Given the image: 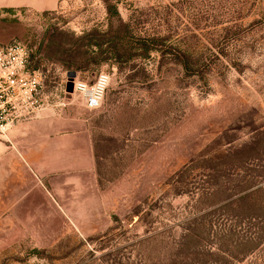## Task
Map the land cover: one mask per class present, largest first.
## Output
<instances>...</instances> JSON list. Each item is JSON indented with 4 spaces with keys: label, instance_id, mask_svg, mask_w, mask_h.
Listing matches in <instances>:
<instances>
[{
    "label": "rangeland",
    "instance_id": "rangeland-1",
    "mask_svg": "<svg viewBox=\"0 0 264 264\" xmlns=\"http://www.w3.org/2000/svg\"><path fill=\"white\" fill-rule=\"evenodd\" d=\"M6 2L38 109L0 129V264H264V0ZM102 72L101 107L68 96ZM47 111L87 120L93 173L23 160L12 129Z\"/></svg>",
    "mask_w": 264,
    "mask_h": 264
},
{
    "label": "crops",
    "instance_id": "crops-1",
    "mask_svg": "<svg viewBox=\"0 0 264 264\" xmlns=\"http://www.w3.org/2000/svg\"><path fill=\"white\" fill-rule=\"evenodd\" d=\"M60 0H7V8L27 7L37 11L55 10ZM15 146L23 160L51 185L54 173L62 176L93 173L96 155L87 120L40 112L12 129ZM83 177V176H81ZM40 180V182H41ZM45 187V182H43Z\"/></svg>",
    "mask_w": 264,
    "mask_h": 264
},
{
    "label": "built area",
    "instance_id": "built-area-1",
    "mask_svg": "<svg viewBox=\"0 0 264 264\" xmlns=\"http://www.w3.org/2000/svg\"><path fill=\"white\" fill-rule=\"evenodd\" d=\"M28 60L29 51L24 45H14L7 49L0 47V129L14 120L31 117L38 109L33 99L38 81L27 74ZM22 75H28V81ZM109 83L110 76L103 72L91 82L75 80L74 94L83 99L87 108L98 109L104 101ZM15 89H18L15 93L16 100L14 95L9 97V93ZM21 104L23 106L18 108ZM10 115L13 118L7 121V116Z\"/></svg>",
    "mask_w": 264,
    "mask_h": 264
},
{
    "label": "water",
    "instance_id": "water-1",
    "mask_svg": "<svg viewBox=\"0 0 264 264\" xmlns=\"http://www.w3.org/2000/svg\"><path fill=\"white\" fill-rule=\"evenodd\" d=\"M67 93L68 96H71V94L73 93V79L71 78L69 83L67 84Z\"/></svg>",
    "mask_w": 264,
    "mask_h": 264
},
{
    "label": "trees",
    "instance_id": "trees-1",
    "mask_svg": "<svg viewBox=\"0 0 264 264\" xmlns=\"http://www.w3.org/2000/svg\"><path fill=\"white\" fill-rule=\"evenodd\" d=\"M263 202H264V200H263Z\"/></svg>",
    "mask_w": 264,
    "mask_h": 264
}]
</instances>
